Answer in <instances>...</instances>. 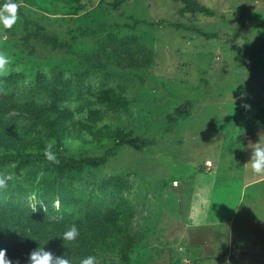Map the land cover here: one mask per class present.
<instances>
[{"label": "rangeland", "instance_id": "obj_1", "mask_svg": "<svg viewBox=\"0 0 264 264\" xmlns=\"http://www.w3.org/2000/svg\"><path fill=\"white\" fill-rule=\"evenodd\" d=\"M17 2V23L0 30V51L10 58L0 93L42 106L50 100L37 88L43 77L65 92L63 105L77 119L100 112L99 130L136 138L142 149L125 145L105 168L86 170L59 195L40 184L42 167L8 169L7 202L19 212L8 253L28 264L22 241L37 226L77 223L84 201L99 198L129 207L131 231L142 241L129 263L91 254L97 264H264V176L247 164L250 145L264 140V0H199L208 10L199 15L182 14V0ZM26 24L59 41L73 33L74 54L30 55ZM108 37L137 38L154 52V67L98 69L93 56ZM102 90L124 97L127 111L99 105ZM189 106L191 115L178 117ZM115 143L86 133L45 146L89 157Z\"/></svg>", "mask_w": 264, "mask_h": 264}, {"label": "trees", "instance_id": "obj_2", "mask_svg": "<svg viewBox=\"0 0 264 264\" xmlns=\"http://www.w3.org/2000/svg\"><path fill=\"white\" fill-rule=\"evenodd\" d=\"M69 4H79L81 0H64ZM179 1V0H177ZM185 7L182 14H207L199 0H182ZM4 0H0L3 3ZM140 22H135L136 27ZM59 41L51 38L38 28L31 29L26 24L22 36L23 45L30 55L37 50L45 54L63 51L73 55V42L76 36ZM98 69L108 67L119 70L152 69L155 64L154 52L142 45L137 38L108 37L100 44V49L93 56ZM37 88L48 94L50 100L38 107L18 104L12 97L0 93V173L6 174L10 169L20 174L32 165L43 168L44 175L40 184L54 195L62 194L70 184L77 182L86 170L105 168L112 157L118 155L125 145L141 151L142 146L136 138L122 139L110 131L103 132L97 127L99 118L92 112L87 119H77L75 112L64 107L67 96L63 90L48 84L43 77L37 82ZM97 103L106 106L107 110L127 111L126 99L111 91L102 90L96 94ZM191 115V107L180 110L178 117ZM88 133L95 141L115 139L114 147L101 156H76L74 154H56L55 162L47 160L43 151L45 143L56 141L62 143L66 139H81ZM12 193L10 184L0 189V250H6V258L12 264H27L21 258L9 254L8 249L13 242L16 227L19 225V212L10 207L7 197ZM134 212L129 208H115L112 204L99 198H91L83 203V215L77 223L43 224L22 241L25 250L32 252L44 247L54 256H66L72 264L91 254L98 255L106 263L114 262L116 258L129 263L130 253L141 243L139 235L131 231ZM75 224L80 232L74 242L63 241L62 236L68 228Z\"/></svg>", "mask_w": 264, "mask_h": 264}, {"label": "clouds", "instance_id": "obj_3", "mask_svg": "<svg viewBox=\"0 0 264 264\" xmlns=\"http://www.w3.org/2000/svg\"><path fill=\"white\" fill-rule=\"evenodd\" d=\"M20 5L17 0H4L0 3V30H10L18 21V9ZM10 65V58L4 52L0 51V74L8 71ZM52 145L45 146L43 151L44 157L52 162L57 160L56 154L52 151ZM252 154L249 162L251 173L254 176H264V140L260 139L257 143L250 145ZM210 163V161H206ZM11 174L0 173V189L7 186L8 181L12 180ZM57 206L59 201L56 202ZM80 232L75 224L63 232V241L74 242L79 237ZM0 264H12L6 258V250H0ZM28 264H72V260L66 256H54L50 251H46L44 247L32 251L28 257ZM79 264H97V257L95 255H88L80 259Z\"/></svg>", "mask_w": 264, "mask_h": 264}]
</instances>
